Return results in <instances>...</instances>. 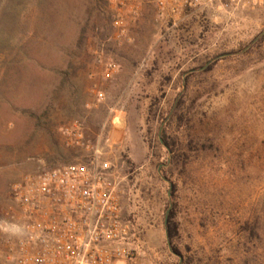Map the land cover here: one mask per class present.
I'll list each match as a JSON object with an SVG mask.
<instances>
[{"label": "rangeland", "instance_id": "rangeland-1", "mask_svg": "<svg viewBox=\"0 0 264 264\" xmlns=\"http://www.w3.org/2000/svg\"><path fill=\"white\" fill-rule=\"evenodd\" d=\"M112 21L108 0H0V264L12 185L90 154L74 120L121 182L137 264H264V2Z\"/></svg>", "mask_w": 264, "mask_h": 264}, {"label": "built area", "instance_id": "built-area-1", "mask_svg": "<svg viewBox=\"0 0 264 264\" xmlns=\"http://www.w3.org/2000/svg\"><path fill=\"white\" fill-rule=\"evenodd\" d=\"M147 0H108L112 26L121 37L128 18L137 17ZM160 17L176 26L193 15L230 14L264 0H151ZM232 11H231V10ZM108 76L116 65L106 62ZM102 99V94H98ZM67 145L89 151L84 162L26 174L11 187L12 220L5 264H137L138 248L123 219V190L110 162L90 149L85 128L74 120L61 128Z\"/></svg>", "mask_w": 264, "mask_h": 264}, {"label": "trees", "instance_id": "trees-1", "mask_svg": "<svg viewBox=\"0 0 264 264\" xmlns=\"http://www.w3.org/2000/svg\"><path fill=\"white\" fill-rule=\"evenodd\" d=\"M167 237L168 238H172V233H171V231L169 229L167 230Z\"/></svg>", "mask_w": 264, "mask_h": 264}]
</instances>
